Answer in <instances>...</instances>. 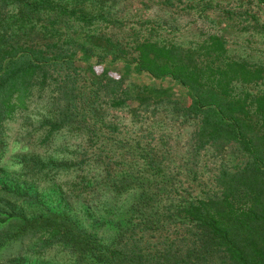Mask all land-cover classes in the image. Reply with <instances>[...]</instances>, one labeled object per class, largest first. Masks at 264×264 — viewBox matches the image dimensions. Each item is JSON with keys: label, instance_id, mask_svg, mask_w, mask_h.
<instances>
[{"label": "trees", "instance_id": "trees-1", "mask_svg": "<svg viewBox=\"0 0 264 264\" xmlns=\"http://www.w3.org/2000/svg\"><path fill=\"white\" fill-rule=\"evenodd\" d=\"M71 2L0 0V264H50L44 259L58 250L69 264H264V94L234 92L263 80L264 64L231 58L217 34L196 48L90 34L83 28L106 18ZM132 75L158 83H135ZM165 80L183 89L184 104ZM46 94L45 117L28 141L38 133L48 145L62 130H78L87 148L70 163L31 153L13 165L28 178L19 189L2 164L4 123ZM164 101L168 112L198 120L195 152L237 143L249 156L239 169H220L213 193H172L158 151L137 134L122 136L105 117L115 107L138 115ZM70 170L106 203L107 216L82 199L85 224L65 198L57 210L38 200L39 182ZM24 202L39 212L27 215Z\"/></svg>", "mask_w": 264, "mask_h": 264}, {"label": "rangeland", "instance_id": "rangeland-1", "mask_svg": "<svg viewBox=\"0 0 264 264\" xmlns=\"http://www.w3.org/2000/svg\"><path fill=\"white\" fill-rule=\"evenodd\" d=\"M67 5L72 0H60ZM76 5L92 14H103L104 18L83 28L90 34L105 35L113 39L133 42L148 38L162 44H179L196 48L210 34L222 35L226 42L227 54L234 59L248 63L264 64V7L257 0H73ZM210 3L212 7H207ZM227 13V14H226ZM79 31V25H76ZM97 51V50H95ZM91 59L90 61H92ZM119 65L114 69H118ZM134 82L140 84H157L156 80L146 75H132ZM80 83L88 79L80 76ZM174 99L185 103L183 89L171 82L163 81ZM235 93L248 92L252 95L264 94V79L257 83L237 86ZM172 98V99H173ZM47 94L40 98L34 95L29 109L18 110L4 123L6 150L2 164L10 165L14 182L19 189L28 186L26 172H21L14 164L28 160L31 153L39 154L43 161L70 163L71 159L87 148L84 134L78 130H62L48 144L40 142L41 134H36L28 141V134L39 126L45 117ZM167 102L155 103L153 111H141L131 115L125 109L115 107L105 113L107 120L118 125L122 136L127 139L135 134L142 146L155 148L160 154L161 163L171 172L172 193H213L215 176L221 168L231 171L243 167L249 159L237 143L226 146L221 151L204 147L195 152V131L198 120L184 119L178 114L168 112ZM43 133V132H41ZM71 159V160H70ZM12 164V165H11ZM89 176L95 175L88 172ZM80 173L67 171L58 173L52 179L41 181L36 186L37 198L45 201L54 210L59 209L58 202L65 198L73 215L78 216L85 224V215L81 212L82 199H86L87 209L97 215L107 216L106 203L99 201L92 189L78 186ZM181 185V188L177 186ZM83 190L81 196L78 194ZM67 197V198H66ZM100 198H103L102 196ZM80 200V201H78ZM105 202V201H104ZM19 207L27 215L38 213L36 202L20 203ZM83 224V225H85ZM103 238L109 231L98 228ZM46 261L50 264H69V257L61 250L50 254Z\"/></svg>", "mask_w": 264, "mask_h": 264}]
</instances>
